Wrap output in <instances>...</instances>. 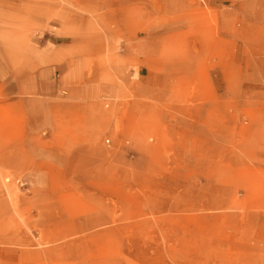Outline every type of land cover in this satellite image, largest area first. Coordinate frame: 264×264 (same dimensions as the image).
<instances>
[{"label":"rangeland","instance_id":"1","mask_svg":"<svg viewBox=\"0 0 264 264\" xmlns=\"http://www.w3.org/2000/svg\"><path fill=\"white\" fill-rule=\"evenodd\" d=\"M0 55V264H264V0H0Z\"/></svg>","mask_w":264,"mask_h":264},{"label":"crops","instance_id":"2","mask_svg":"<svg viewBox=\"0 0 264 264\" xmlns=\"http://www.w3.org/2000/svg\"><path fill=\"white\" fill-rule=\"evenodd\" d=\"M48 25H51L50 26V28H46V30L45 29H43V43L41 44L42 45V48L41 49H39V51L41 52V53H39V55L41 56V57H44L45 55H44V53L43 52H45L48 48H49V41H51V35H57L56 33L58 32V30H59V28L58 27H56L55 25H53V24H49V23H47V26ZM55 29H57V31L55 30ZM45 30V31H44ZM51 34V35H50ZM48 41V42H47ZM51 43V42H50ZM48 45V46H47ZM31 51L32 50H34V48H33V45L31 44V46H30V48H29ZM42 59H44V58H42ZM0 62H1V55H0ZM1 64H0V95L2 94V90H1V85H2V82H4V81H7V78L8 77H5V78H3V75H1ZM11 74H10V76H9V78H11ZM11 93H10V95H12L13 94V92L12 91H10ZM11 100H10V102H11V104H15V105H19V103L22 101V102H25L26 104H24V105H27V102H28V98H19V97H13V98H10ZM15 107H18V106H15ZM12 129V128H11ZM15 129H18V128H15Z\"/></svg>","mask_w":264,"mask_h":264}]
</instances>
